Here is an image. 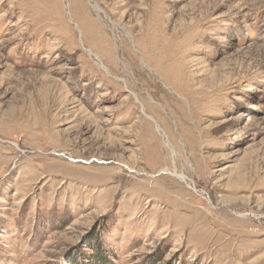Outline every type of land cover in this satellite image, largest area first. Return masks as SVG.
I'll use <instances>...</instances> for the list:
<instances>
[{"label": "rangeland", "instance_id": "1", "mask_svg": "<svg viewBox=\"0 0 264 264\" xmlns=\"http://www.w3.org/2000/svg\"><path fill=\"white\" fill-rule=\"evenodd\" d=\"M0 264H264V0H0Z\"/></svg>", "mask_w": 264, "mask_h": 264}, {"label": "bare ground", "instance_id": "2", "mask_svg": "<svg viewBox=\"0 0 264 264\" xmlns=\"http://www.w3.org/2000/svg\"><path fill=\"white\" fill-rule=\"evenodd\" d=\"M78 30H79V29H78ZM89 51H90V50H89ZM102 66H103L104 69H105V66H104L103 64H102ZM105 70H106V69H105ZM147 116H149V115H147ZM148 118H149V117H148ZM178 176H179V178H180V177H181V178L183 177L182 174H181V175H178Z\"/></svg>", "mask_w": 264, "mask_h": 264}]
</instances>
